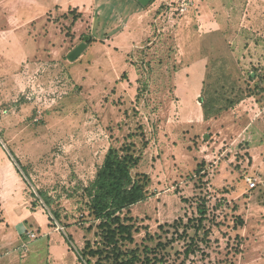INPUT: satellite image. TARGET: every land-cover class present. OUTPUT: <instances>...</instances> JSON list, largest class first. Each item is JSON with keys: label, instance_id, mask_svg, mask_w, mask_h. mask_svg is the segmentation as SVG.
<instances>
[{"label": "rangeland", "instance_id": "obj_1", "mask_svg": "<svg viewBox=\"0 0 264 264\" xmlns=\"http://www.w3.org/2000/svg\"><path fill=\"white\" fill-rule=\"evenodd\" d=\"M2 1L0 264H84L87 189L126 147L147 183L128 248L264 264V0Z\"/></svg>", "mask_w": 264, "mask_h": 264}, {"label": "trees", "instance_id": "obj_2", "mask_svg": "<svg viewBox=\"0 0 264 264\" xmlns=\"http://www.w3.org/2000/svg\"><path fill=\"white\" fill-rule=\"evenodd\" d=\"M73 19L72 24L77 21L78 16ZM83 39L87 44L93 42L89 37ZM201 107L204 119L209 114L211 117L228 109L226 106L214 108L209 104H202ZM128 148H124V154L121 155L110 149L87 189L89 214L98 221L95 227L98 241H86L85 247L78 253L84 264H91L92 257L96 259L94 264H162L155 249L128 248V245L134 244L133 220L128 217L129 209L145 199L147 186L146 181L131 177L130 170L137 165V160L127 152ZM56 217L58 218L57 213ZM65 242L72 247L69 239H65ZM160 246L161 244L158 245Z\"/></svg>", "mask_w": 264, "mask_h": 264}, {"label": "crops", "instance_id": "obj_3", "mask_svg": "<svg viewBox=\"0 0 264 264\" xmlns=\"http://www.w3.org/2000/svg\"><path fill=\"white\" fill-rule=\"evenodd\" d=\"M6 0H4V1H2V2H5ZM15 1H18V2H20V1H22V0H15ZM56 2H57V0H55ZM76 1H78V0H72V3L70 2V0H68L67 1V3L65 2L64 3V5L63 6H59V5H56L57 6V8L56 9H61L62 7H65V10L64 11H67L68 9H72L71 11H75V12H77V13H79L81 10V6H78L75 2ZM94 4V0H89V5L88 6H92ZM55 6V7H56ZM62 10V9H61ZM79 11V12H78ZM80 14V13H79ZM41 49H38V51H40ZM53 50V47L51 46V47H44L41 51L43 52L42 53V55L40 56V58L41 57H43V56H45V58L47 57V55H50V53H52V52H49V51H52ZM45 51V52H44ZM38 53V52H37ZM33 57H36V55L35 56H33ZM38 58V57H37ZM33 66H36V64H32Z\"/></svg>", "mask_w": 264, "mask_h": 264}, {"label": "water", "instance_id": "obj_4", "mask_svg": "<svg viewBox=\"0 0 264 264\" xmlns=\"http://www.w3.org/2000/svg\"><path fill=\"white\" fill-rule=\"evenodd\" d=\"M137 3L142 6V7H146L147 5H149L152 0H136ZM85 45L82 44L79 47H77L69 56L68 59L73 61L75 60V58L80 54V52L84 49Z\"/></svg>", "mask_w": 264, "mask_h": 264}, {"label": "built area", "instance_id": "obj_5", "mask_svg": "<svg viewBox=\"0 0 264 264\" xmlns=\"http://www.w3.org/2000/svg\"><path fill=\"white\" fill-rule=\"evenodd\" d=\"M249 184H250V187H251V188L255 186V184L252 183V182H249ZM31 236H32V238H34V234H31Z\"/></svg>", "mask_w": 264, "mask_h": 264}]
</instances>
